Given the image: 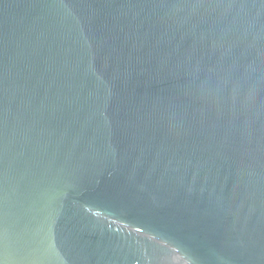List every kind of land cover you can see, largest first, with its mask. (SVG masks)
<instances>
[{
    "label": "water",
    "instance_id": "obj_1",
    "mask_svg": "<svg viewBox=\"0 0 264 264\" xmlns=\"http://www.w3.org/2000/svg\"><path fill=\"white\" fill-rule=\"evenodd\" d=\"M0 264H264V0H0Z\"/></svg>",
    "mask_w": 264,
    "mask_h": 264
}]
</instances>
